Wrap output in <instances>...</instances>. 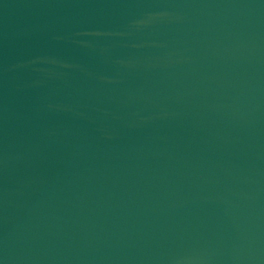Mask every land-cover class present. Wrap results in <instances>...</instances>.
<instances>
[{
  "label": "water",
  "instance_id": "obj_1",
  "mask_svg": "<svg viewBox=\"0 0 264 264\" xmlns=\"http://www.w3.org/2000/svg\"><path fill=\"white\" fill-rule=\"evenodd\" d=\"M0 264H264V0H0Z\"/></svg>",
  "mask_w": 264,
  "mask_h": 264
}]
</instances>
